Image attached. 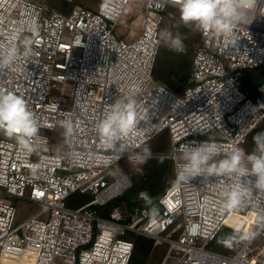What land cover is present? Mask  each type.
<instances>
[{"label":"built area","instance_id":"1","mask_svg":"<svg viewBox=\"0 0 264 264\" xmlns=\"http://www.w3.org/2000/svg\"><path fill=\"white\" fill-rule=\"evenodd\" d=\"M69 3L73 0H66ZM75 3L66 13L49 0H0V47L14 46L16 62L0 71V91L24 96L38 134L26 148L0 131V264H130V234L167 241L162 264H264V192L224 209V193L247 178L237 175L181 179L184 146H219L216 160L242 148L264 120V109L240 86L247 70L264 65V12L237 25L232 38L199 30L188 84L182 93L154 76L160 33L178 0H144L143 24L132 39L115 29L131 2ZM264 6V5H262ZM61 83V92L54 94ZM264 96V81L257 86ZM135 100L139 132L113 146L97 125L117 102ZM62 128L55 139L51 132ZM169 132L173 175L155 207L129 222L101 208L130 186L122 169L141 147ZM54 136V137H53ZM92 199L70 207L75 192ZM12 200L31 208L18 215ZM244 235L229 253L207 247L223 227ZM262 240V241H261Z\"/></svg>","mask_w":264,"mask_h":264},{"label":"clouds","instance_id":"2","mask_svg":"<svg viewBox=\"0 0 264 264\" xmlns=\"http://www.w3.org/2000/svg\"><path fill=\"white\" fill-rule=\"evenodd\" d=\"M264 0H178L180 22L185 26H194L205 32H216L225 38L233 37L234 28L246 23L249 15L259 9L264 12ZM165 46L169 50L184 52L185 48L179 34L173 37L165 32ZM19 52L14 46L0 47V71L13 65ZM140 120L135 100L111 106L97 125L101 141L109 146L139 132ZM0 131L10 138H15L26 148L31 147L33 137L39 131L37 120L22 95L11 91H0ZM254 149L246 153L242 148L232 149L223 159L216 160L219 146L208 141L197 146H184V163L180 168L181 179L237 175L247 178L246 185H238L224 193V209H234L242 204L253 190L264 192V131L253 136ZM151 156L149 148L143 149L141 160ZM141 196L150 202L146 193Z\"/></svg>","mask_w":264,"mask_h":264},{"label":"trees","instance_id":"3","mask_svg":"<svg viewBox=\"0 0 264 264\" xmlns=\"http://www.w3.org/2000/svg\"><path fill=\"white\" fill-rule=\"evenodd\" d=\"M172 9L178 13L175 25L178 29V33H173V26L170 25V27H166L167 23H165L164 20L160 33L161 43L154 67V76L157 80L163 82L174 91L182 93L188 84L194 50L192 47H189V45H191L189 32L191 27H185L180 22L179 8ZM164 29L173 36H177V34L180 35L183 44H185L184 52L172 51L165 46L166 31H163ZM263 81L264 65L247 70L240 80V86L243 90L249 91L254 101L264 109V96L257 90V86ZM260 131H264V120L247 136L242 144L246 153L253 151L254 143L252 138ZM169 146V132L165 130L157 134L153 139L141 147L140 150L142 152L145 147L149 148L152 155L146 161L140 160L142 162L141 168L131 174L130 186L127 187L121 195L116 197V199L101 208V214L103 216H108L113 211H119L121 214L119 221L127 223L131 220L132 215L136 211L143 208L155 207L157 198L165 191L173 174L170 159L166 157ZM141 193H146L147 197L150 198V202L143 198ZM87 195V201L91 200L92 196L90 194ZM243 235V233L225 226L218 232L216 237L208 243L207 247L213 251L229 253L234 249ZM135 236L136 234H130L132 239ZM136 237L137 238L133 239L134 250L130 264H138V260L148 254L152 242H154L153 239L143 235Z\"/></svg>","mask_w":264,"mask_h":264},{"label":"rangeland","instance_id":"4","mask_svg":"<svg viewBox=\"0 0 264 264\" xmlns=\"http://www.w3.org/2000/svg\"><path fill=\"white\" fill-rule=\"evenodd\" d=\"M73 1L74 2L69 3L66 0H49V3L55 8L63 12H68L73 6V4L75 3L84 4L92 8H97L103 0H73ZM143 5H144V0H137L136 2L129 3V5L127 6V9L122 15L121 23L115 29V33L118 36H122L126 39H132L139 33V31L141 30L142 24H143V15L141 13ZM169 10L173 13V15H175L176 17L178 16V13L174 9H169ZM165 23H167L166 27H170V25L173 26L174 28L173 33L175 34L178 33V29L174 25V20L170 16L166 17ZM190 27L191 28L189 32H190V37H191L190 38L191 45H189V47H192L193 50L195 51V45L199 42L200 33L194 26H190ZM163 31H166V29H164ZM184 45L185 44H183V46ZM61 86L62 85L60 83V86L58 87V89L54 90L53 93L58 94L59 92H61L62 90ZM63 131L64 130L62 128H59L56 131L51 132L50 134L51 135L55 134V139L56 138L58 139L62 137ZM141 164H142L141 161L136 162V163L124 162L122 164V169L128 175V177H130L133 172L141 168ZM87 199H88V195L86 193H82L78 191V192L71 194L70 197L67 199L66 203L70 207H77L85 203ZM15 201L16 200H12L13 203H15ZM16 205L18 207L19 216L25 215L29 213L31 210L29 205L26 203H23L22 201L17 200ZM136 236H141V235L136 234ZM136 236L134 238H137ZM168 251H169V243L167 241L152 242L150 251L142 259L140 258L138 260V264L139 263L140 264H162ZM173 263H174V260L172 258H170L167 262V264H173Z\"/></svg>","mask_w":264,"mask_h":264}]
</instances>
